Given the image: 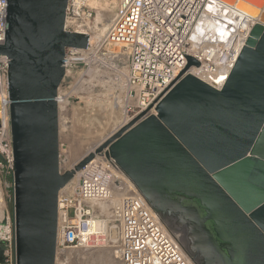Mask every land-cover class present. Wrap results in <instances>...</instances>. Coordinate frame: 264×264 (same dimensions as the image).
Instances as JSON below:
<instances>
[{
	"label": "water",
	"instance_id": "obj_1",
	"mask_svg": "<svg viewBox=\"0 0 264 264\" xmlns=\"http://www.w3.org/2000/svg\"><path fill=\"white\" fill-rule=\"evenodd\" d=\"M68 2L6 4L0 55L9 60L17 264H56L59 195L103 152L154 208L191 222L212 264H264V0H221L253 24L220 88L191 74L200 62L183 55L186 66L156 114L151 106L169 86L62 173L56 98L66 50H87L90 41L65 29Z\"/></svg>",
	"mask_w": 264,
	"mask_h": 264
},
{
	"label": "built area",
	"instance_id": "obj_2",
	"mask_svg": "<svg viewBox=\"0 0 264 264\" xmlns=\"http://www.w3.org/2000/svg\"><path fill=\"white\" fill-rule=\"evenodd\" d=\"M88 1L69 0L65 29L90 38L95 11ZM6 4L7 0H0V45L4 44ZM211 4L212 0H115L114 17L105 40L120 49L113 58L119 67L123 66L119 129L145 111L184 69L187 60L183 55L200 62V67H192L198 71L195 76L213 87L222 85L220 76L230 75L249 33L238 47L232 45V37L208 38L202 33L198 39L206 47L194 50V34ZM96 54L90 41L87 50L67 49L62 84L72 75L74 78L87 75L80 68L88 65ZM7 59L0 55V264H17ZM172 84L153 103L154 110ZM61 86L56 98L59 113L60 105H68L67 94L61 92ZM61 172L65 173L62 169ZM130 183L116 161L107 158L105 152L96 155L79 172L75 187L62 190L59 195L57 257L60 251L89 244L93 222L105 223L103 220L109 218L117 233L121 264H195L163 224L158 211ZM100 204L107 206L106 212L99 209Z\"/></svg>",
	"mask_w": 264,
	"mask_h": 264
},
{
	"label": "rangeland",
	"instance_id": "obj_3",
	"mask_svg": "<svg viewBox=\"0 0 264 264\" xmlns=\"http://www.w3.org/2000/svg\"><path fill=\"white\" fill-rule=\"evenodd\" d=\"M108 2L110 12L97 9L88 2L95 11L90 38L92 37L93 48L97 51L88 65L80 68L88 74L81 78H74L72 75L61 86V92H65L68 97V105L60 113V165L63 172L72 170L104 137L120 128L122 111L118 103L123 86V66L119 67L113 58L120 49L106 42L108 32L98 39L97 30H94L95 26L99 30L104 25H111L115 0ZM101 3L104 4L105 0H101ZM98 15H102L101 21H97ZM117 113H120V118L116 120L112 116ZM74 187L75 183L70 190ZM160 213L165 216L163 220L168 230L179 240L183 250L195 264H212L209 254L200 247L199 236L189 220L185 221L182 215L170 210H162ZM103 221L106 228L101 230L102 233L99 232L100 235L93 236L95 239L83 247L60 251L56 264H121L114 225L109 218Z\"/></svg>",
	"mask_w": 264,
	"mask_h": 264
},
{
	"label": "bare ground",
	"instance_id": "obj_4",
	"mask_svg": "<svg viewBox=\"0 0 264 264\" xmlns=\"http://www.w3.org/2000/svg\"><path fill=\"white\" fill-rule=\"evenodd\" d=\"M88 2H90L91 6L96 7L97 9L102 8L105 11H109L108 9H109L110 4H109L108 0H105L104 4L101 3V0H89ZM109 12H107V13H109ZM98 16L99 17H98L97 21H101V16L100 15H98ZM228 23L231 26H229ZM199 24L200 25L197 27V30L194 34V41H195V44L193 45L194 50H200V49H204L206 47L198 39L199 35H201L202 33H203V35H207L208 38H210V37H212V38L213 37H215V38L221 37V38L225 39L226 37H232V41H231L232 45L234 47H238L247 38L249 30L251 28V25L253 24V21H252V18H250L247 14L237 10L235 7L225 5L221 2V0H212V4L210 6H208L207 9L205 10L204 14L201 17ZM110 26L111 25H104L103 28L99 29V30L96 29V26L94 27V30L95 31L97 30L96 33H97L98 39H100L103 35H105V33L108 32ZM202 28H203V31L201 30ZM232 32H234V33H232ZM90 42H91V44H93L92 37L90 38ZM190 73L193 75H198V71L195 68H191ZM221 77H223L222 80H221ZM227 77H228V75L220 76L219 81L221 83H223L227 79ZM65 107L66 106H64V105H60V112L64 111ZM150 113L155 114V110L152 109L150 111ZM109 118H111V117H109ZM112 118H115L116 120L119 119L120 113H117L116 115L112 116ZM119 130L120 129H118V128L114 129L109 135L104 137L98 143L97 147L101 146V144H103L106 140H108L110 137H112L114 134H116ZM78 175H79V172L76 173L74 178L63 189V192L68 190V189L70 190L72 185L76 182ZM125 180H126V182H129L128 179L125 178ZM130 186H131V188L135 189V191H137L136 190L137 188L132 183H130ZM99 209L102 210L103 212H106L107 206H105L104 204H100ZM155 209L158 211L160 216L163 215L160 213V211H162V210H160L159 208H155ZM171 211H173V210H171ZM173 212H175V211H173ZM164 217L165 216L163 215V217H160V218H161L163 224L165 226H167V224L164 223V220H163ZM105 228H106V223H103L101 221H94L92 226H91L90 233H89V235L91 236V239H95V237H93V236H95V235L98 236L99 232L102 233L103 229H105ZM66 258L68 259L67 256H66ZM68 261H69V259H68Z\"/></svg>",
	"mask_w": 264,
	"mask_h": 264
},
{
	"label": "snow or ice",
	"instance_id": "obj_5",
	"mask_svg": "<svg viewBox=\"0 0 264 264\" xmlns=\"http://www.w3.org/2000/svg\"><path fill=\"white\" fill-rule=\"evenodd\" d=\"M223 79V77H221V80Z\"/></svg>",
	"mask_w": 264,
	"mask_h": 264
},
{
	"label": "flooded vegetation",
	"instance_id": "obj_6",
	"mask_svg": "<svg viewBox=\"0 0 264 264\" xmlns=\"http://www.w3.org/2000/svg\"><path fill=\"white\" fill-rule=\"evenodd\" d=\"M147 189V188H146Z\"/></svg>",
	"mask_w": 264,
	"mask_h": 264
}]
</instances>
